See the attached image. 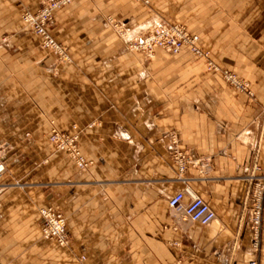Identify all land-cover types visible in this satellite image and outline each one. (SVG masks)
Wrapping results in <instances>:
<instances>
[{"label": "crops", "instance_id": "obj_1", "mask_svg": "<svg viewBox=\"0 0 264 264\" xmlns=\"http://www.w3.org/2000/svg\"><path fill=\"white\" fill-rule=\"evenodd\" d=\"M45 1L0 0V264H264V214L256 250L247 180L264 174V0H76L52 26L67 62L20 24ZM109 17L131 40L185 25L253 96L205 59L156 50L145 60ZM52 126L78 136L88 169L54 148ZM175 147L198 160L183 179ZM186 189L214 222L173 214L169 200ZM51 205L71 249L43 237Z\"/></svg>", "mask_w": 264, "mask_h": 264}, {"label": "built area", "instance_id": "obj_2", "mask_svg": "<svg viewBox=\"0 0 264 264\" xmlns=\"http://www.w3.org/2000/svg\"><path fill=\"white\" fill-rule=\"evenodd\" d=\"M73 1L75 0H49L37 13L26 12L23 15L24 23L41 37L43 48L53 52L61 62L69 61V55L66 49L50 34L48 27L53 12L61 6L71 4ZM197 40L198 36L190 35L179 26L160 25L137 40L128 38L126 43L130 51L140 52L148 57L154 55L156 48L179 53L184 48V45H188L194 55L204 57L206 54L196 45ZM224 77L239 92L253 96L249 82L228 71H224ZM51 139L57 146L60 142L64 147H67L81 169L89 166L90 162L84 158L78 148L77 137L67 138L62 136L56 129H53ZM173 143L174 145L177 144L176 138L173 139ZM172 159L178 166L180 179H183L182 176L189 166L198 163V160L177 147L172 151ZM247 180L251 183L249 191V222L253 234V246L257 249L260 247L264 214V174L260 176L252 174L247 177ZM187 197H189L188 201L186 200ZM169 207L173 214L181 220L198 223L202 226H208L216 219V214L211 206L203 198L193 194L188 189L175 194L169 200ZM40 213L42 216L43 237L56 242L60 246H68L69 237L66 219L61 211L57 207L49 206L42 209ZM250 264H258V262L251 261Z\"/></svg>", "mask_w": 264, "mask_h": 264}, {"label": "rangeland", "instance_id": "obj_3", "mask_svg": "<svg viewBox=\"0 0 264 264\" xmlns=\"http://www.w3.org/2000/svg\"><path fill=\"white\" fill-rule=\"evenodd\" d=\"M48 1H49V0H46L45 2H43V3L41 4V6H40L38 9H36L35 11L25 10V11L20 15V24H21L25 29L30 30L35 36L39 37L40 42H41V47H42V48H43V43H42V39H41V37L38 36V35L36 34V32H35L31 27H29L27 24L24 23V21H23V15H24L26 12L37 13L40 9H42V7H43ZM75 1H76V0H75ZM75 1H73V2H75ZM73 2H72L71 4H73ZM71 4L66 5V6H61L60 8H58L57 10H55V11L53 12V14H52V18H51V20H50V22H49V27H48V31L50 32V34H51L53 37H54V35H53V32H52V26H53V23H54L55 16H56L57 12H59L60 10H63L64 8L70 6ZM108 21H109L110 25L113 27V29L118 33V35H119L124 41L127 42L128 35H127V31H126L125 27L123 26V24L120 23V22H118L116 19H114V18H112V17H109V18H108ZM162 25H168V26H179V27L183 28L184 31L188 32L190 35H192V36H198V40H197V44H196V45H197L198 48H200L201 51L204 52V54H206V55H205L204 57H199V56H197V55H194V54L192 53V51H191V49L189 48L188 45H184V48H182V50H181L179 53L170 52V51H167V50H165V49H163V48H156V49L154 50V53H153L154 55L151 56V57H148V56H146V55H144V54H142V53H140V52H134V53H139V54H141L142 57H143L145 60H152V59L155 57L156 50H161V51L165 52L166 54H168L169 56H172V57H177V56H180V55H183V54L187 53V54H189L190 57H192V58H195V59H205V60L207 61V65H206V66H207V70H208V71H211V72H214V73H220V74L222 75L223 79L225 80V82L227 83V85H228L230 88L236 90L234 87H232V86L226 81V79H225V77H224V71H228V72H230V73H233V72H231V71H229V70H226V69H221L219 66H217L216 64H214V62H212V61L210 60V54H209L206 50H204V48L202 47V45H201V40H200V36H199L196 32L191 31L190 29H188L185 25H183V24H181V23H165V24H162ZM159 26H160V25H159ZM156 27H157V26H156ZM156 27H154V28H156ZM154 28H153V29H154ZM153 29H151V30H149L148 32H146L143 36L147 35V34H148L149 32H151ZM121 32L124 33V34L122 35ZM54 38H55V37H54ZM55 40H56V38H55ZM6 41H7L6 38H2V39H1V42H2V43H5ZM56 41H57V40H56ZM57 42H58V41H57ZM58 43H59V42H58ZM61 45H62V44H61ZM62 46H63V45H62ZM126 46H127V43H126ZM63 47H64V46H63ZM64 48H65V47H64ZM43 49H44V48H43ZM65 49H66V48H65ZM44 50H46V51L50 52L51 54H53V55L57 58V60H58V57H57L53 52H51V51H49V50H47V49H44ZM66 51H67V49H66ZM129 51H130V50H129ZM131 52H132V51H131ZM67 53H68V52H67ZM68 55H69V54H68ZM69 58H70V56H69ZM69 60H70V59H69ZM60 62H61V61H60ZM233 74H235V73H233ZM235 75H236V74H235ZM236 76H238V75H236ZM238 77H239V76H238ZM239 78H240V77H239ZM240 79H241V78H240ZM242 80H244V79H242ZM245 81H246V80H245ZM250 90H251V88H250ZM236 91H238V90H236ZM238 92H239V91H238ZM240 93H242V92H240ZM246 94H247V93H246ZM53 129H56V130H57L62 136H64V137H67V138L77 137V145H78L79 150L81 151V149H80V147H79V144H78V136H77V135H71V134L66 133V132H64V131H60V130H59L58 128H56L55 126H52L51 131H50V134H49V141H50V143L54 146V148H55L58 152L65 153L67 156H69V158L72 159V161L74 162V164H75V166H76L77 168H79L80 170H86V169H88V168L92 165V162L85 158V156L83 155L82 151H81V154L84 156V158H85L87 161L90 162L89 166L86 167L85 169H81V168L76 164L75 159H74V157H73L72 154H71V151H69L67 147H64V145L60 144V142L58 143V146H57V145L52 141L51 136H52V130H53ZM51 206H53V207H57V208L61 211V213L64 215V217H65V219H66V227H67V218H66V216H65V214H64V212H63V210H62L58 205H51ZM48 207H49V206H48ZM48 207H47V208H48ZM40 212H41V211H40ZM67 230H68V227H67ZM68 237H69V245L66 246V247H64V248L71 249V248H70L71 238H70L69 230H68ZM51 241H52V240H51ZM261 241H262V233H261V237H260V244H261ZM59 246H60V245H59ZM61 247H63V246H61ZM252 247H253V243H252ZM259 249H260V247L257 248L256 250H259ZM81 258H82V260H85V257H84V256L81 257ZM258 264H259V262H258Z\"/></svg>", "mask_w": 264, "mask_h": 264}]
</instances>
